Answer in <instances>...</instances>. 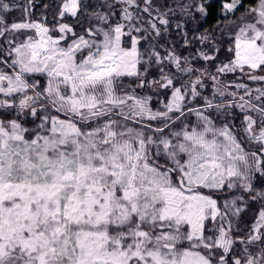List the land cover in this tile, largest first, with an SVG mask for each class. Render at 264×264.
<instances>
[{"label":"snow or ice","instance_id":"1","mask_svg":"<svg viewBox=\"0 0 264 264\" xmlns=\"http://www.w3.org/2000/svg\"><path fill=\"white\" fill-rule=\"evenodd\" d=\"M0 264H264V0H0Z\"/></svg>","mask_w":264,"mask_h":264}]
</instances>
